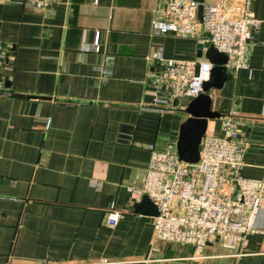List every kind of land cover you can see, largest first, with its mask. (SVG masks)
<instances>
[{"label": "crops", "instance_id": "obj_1", "mask_svg": "<svg viewBox=\"0 0 264 264\" xmlns=\"http://www.w3.org/2000/svg\"><path fill=\"white\" fill-rule=\"evenodd\" d=\"M166 2L59 0L38 11L0 0V264H264V206L238 249L215 241L198 258L191 245L154 240V216L135 208L129 188L145 176V146L176 144L191 100L158 110L147 56L204 57L192 39L152 32ZM250 9L260 23L248 67L227 68L209 90L219 116L205 132L221 135L222 115L235 109L247 142L240 175L264 178V0ZM24 101L36 102L33 113ZM110 208L123 211L114 226Z\"/></svg>", "mask_w": 264, "mask_h": 264}, {"label": "built area", "instance_id": "obj_2", "mask_svg": "<svg viewBox=\"0 0 264 264\" xmlns=\"http://www.w3.org/2000/svg\"><path fill=\"white\" fill-rule=\"evenodd\" d=\"M23 2L43 11L59 0H2ZM253 0H167L161 17L152 20L154 34L172 32L195 41L204 54L209 46L227 56L226 68H247L246 56L251 29L260 19L251 12ZM202 5L201 17L198 7ZM99 33L93 41L99 46ZM4 56L0 47V57ZM108 61L111 56H106ZM157 66L153 76L154 105L158 110L173 109L178 98L192 99L203 92L213 64L205 57L195 60L147 56ZM98 73L106 74L104 68ZM3 81L0 79V90ZM212 97V93H208ZM237 111L222 115L221 135L205 132L199 144V160L180 159L176 144L164 148L146 145L150 153L143 180L129 188L131 197L143 196L156 206L153 239L191 245L193 257L203 256L207 244L219 241L227 250H236L255 232V218L264 206V178L240 175L247 142L237 134ZM50 120L46 121V128ZM123 211L110 208L106 222L114 226ZM78 264H111L105 258Z\"/></svg>", "mask_w": 264, "mask_h": 264}, {"label": "water", "instance_id": "obj_3", "mask_svg": "<svg viewBox=\"0 0 264 264\" xmlns=\"http://www.w3.org/2000/svg\"><path fill=\"white\" fill-rule=\"evenodd\" d=\"M196 1L200 3L203 2V0ZM201 9L202 5L200 4L198 7L199 18L201 17ZM198 56H202L201 50H199ZM204 57L213 64L210 77L202 84L203 92L188 102L185 111L189 114V117L180 125L176 141V148L180 159L188 163H196L199 160V144L202 135L206 131L208 119L219 116L218 112L211 110V97L208 92L210 89H219L227 77V56L224 53H220L213 46H209L204 52ZM4 86L10 87L8 80H5ZM13 95L23 99H35L39 97L20 93H15ZM178 103L179 99L176 98L173 104L178 105ZM35 107V101L22 102V109H30V113H33ZM135 208L147 215H157L156 206L147 196H143L135 205Z\"/></svg>", "mask_w": 264, "mask_h": 264}]
</instances>
